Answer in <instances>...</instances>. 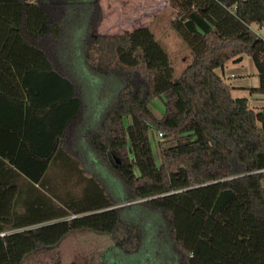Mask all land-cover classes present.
<instances>
[{"label":"trees","instance_id":"obj_1","mask_svg":"<svg viewBox=\"0 0 264 264\" xmlns=\"http://www.w3.org/2000/svg\"><path fill=\"white\" fill-rule=\"evenodd\" d=\"M169 8L178 77L149 26L95 32L99 0H0V264L78 230L111 238L96 264H264V106L216 71L248 55L264 100V0Z\"/></svg>","mask_w":264,"mask_h":264},{"label":"rangeland","instance_id":"obj_2","mask_svg":"<svg viewBox=\"0 0 264 264\" xmlns=\"http://www.w3.org/2000/svg\"><path fill=\"white\" fill-rule=\"evenodd\" d=\"M153 1L154 0H99L101 13L100 19L94 31L97 33L115 34L132 31L135 28L149 25L153 15L152 12L153 10H156L154 8V2H156V0L154 2ZM161 4H167V0L162 1ZM169 21H171V11H163L158 21H155L153 24L151 23V26L149 27L156 34L158 41L167 50L171 63L174 67V75L175 77H178L183 69L191 62L193 55L186 42L177 34ZM253 28L264 35V29H262L258 24H254ZM244 56L245 59L241 63H232V67H229V69L226 70L224 80L227 84L230 85L232 82L234 83V81L240 79L241 76L248 78L251 86L254 85L252 84L254 81L257 83L259 82L254 62L248 55ZM232 72L234 75L236 74V78L228 77V75ZM254 94L255 96H252ZM233 95L235 97L247 98L249 104L257 111L261 110L260 105H263L264 103L262 100H259L260 94L250 93V91L235 90ZM126 154L127 152L122 150L117 152L115 155L117 159L121 158L124 160L126 159ZM147 228L156 230L157 225L155 223H151ZM103 242H105L104 236ZM77 247L78 245L75 244L73 249L76 250ZM82 247L85 248V251L89 249L87 244L82 245ZM149 248L150 247H147L148 250ZM152 249L155 252L157 251L155 247H152ZM149 251H151V249ZM149 251L146 253H140L139 255L133 257H123L121 261L122 263L126 261L127 264H140L143 257L151 256ZM93 253L94 256H97L101 253V251L97 250L96 253ZM75 260L77 261V259ZM79 262L81 263L82 261ZM95 262H98V259H96ZM85 263L87 264L89 261H85Z\"/></svg>","mask_w":264,"mask_h":264},{"label":"crops","instance_id":"obj_3","mask_svg":"<svg viewBox=\"0 0 264 264\" xmlns=\"http://www.w3.org/2000/svg\"><path fill=\"white\" fill-rule=\"evenodd\" d=\"M162 1L164 0H156V2H154L155 4L154 8L156 9L155 11H158V12H155L153 10L152 12L153 15L151 17L152 24L155 21H158L163 11H167V10L171 11V9L169 8L171 0H167V4H161ZM170 22L171 21H169V23ZM151 23L146 26H151ZM261 28L264 29L263 27ZM244 59H245L244 55L240 59H231L225 63L223 68H219L216 71L218 72V74H220L224 78L226 76V70L229 69V67H232L231 66L232 63L238 64V63H241ZM228 77L236 78V74L234 75V73L232 72L230 73V75H228ZM250 84L251 83H249L248 78L241 76L240 79L234 81V83L232 82L230 86L233 88V92L235 90L250 91L249 89L252 88L253 86L257 87L259 85V82L257 83L256 81H254L252 83L254 85L252 86ZM252 96H255V94ZM259 100H262L264 102L261 94H260ZM260 106H261L260 108H262L264 106V103L263 105L261 104ZM2 169L3 167L2 165H0V170ZM0 174L2 178H9L10 176H12V170L11 171L6 170L5 174L2 171H0ZM20 185L25 188L29 187V184L24 181L20 182ZM25 200H27L25 196V191H21L19 204L22 203L23 201V205H24L26 203ZM24 209H25L24 206H20L19 208L20 211H23ZM66 218H69V216ZM62 219L63 218L51 219V220H48V221H45L43 223H39L33 226L51 223V222L59 221ZM33 226H29V227H33ZM103 236L105 237V242H103ZM110 243H111V238L103 234L95 233L89 230L73 231L67 236H65L57 245H54L52 247L42 248L39 251L28 256L22 264H70L73 262L76 264H83V263L86 264L85 261H89V263L87 264H96L97 262L95 261L96 259H98L99 261L100 259L99 257L101 254L94 256L93 252L96 253L97 250L102 252L104 249H106L110 245ZM75 244L78 245L76 250L73 249V246ZM85 244H87V247L89 248L87 251H85V248L82 247V245H85ZM75 259H77V261ZM79 261H82V262L80 263Z\"/></svg>","mask_w":264,"mask_h":264},{"label":"built area","instance_id":"obj_4","mask_svg":"<svg viewBox=\"0 0 264 264\" xmlns=\"http://www.w3.org/2000/svg\"><path fill=\"white\" fill-rule=\"evenodd\" d=\"M261 27H263L264 28V24L261 26ZM256 31V33L260 36V37H262L263 39H264V35H262V33L261 32H259V31H257V30H255ZM160 135V137H162L163 136V134L162 133H160L159 134ZM6 234V232H1L0 233V236H4Z\"/></svg>","mask_w":264,"mask_h":264},{"label":"water","instance_id":"obj_5","mask_svg":"<svg viewBox=\"0 0 264 264\" xmlns=\"http://www.w3.org/2000/svg\"><path fill=\"white\" fill-rule=\"evenodd\" d=\"M116 160L119 162V159L116 158Z\"/></svg>","mask_w":264,"mask_h":264}]
</instances>
